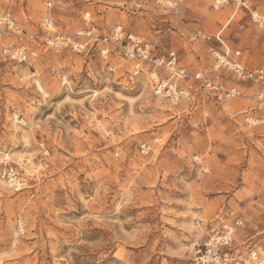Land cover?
Returning <instances> with one entry per match:
<instances>
[{
	"label": "rangeland",
	"instance_id": "1",
	"mask_svg": "<svg viewBox=\"0 0 264 264\" xmlns=\"http://www.w3.org/2000/svg\"><path fill=\"white\" fill-rule=\"evenodd\" d=\"M47 4L57 30L76 31L88 14L157 56L174 52L187 98L156 95L145 66L131 77L115 59L112 74L95 54L36 44L37 57L18 63L19 41L0 39V264H193L206 239L197 223L234 217L244 224L236 243L254 241L264 230V120L248 121L259 116L256 88L217 69L210 50L218 36L245 66L264 67V31L240 12L228 22L210 0H0L27 33L39 32ZM195 31L210 41H191ZM196 74L239 96L217 99Z\"/></svg>",
	"mask_w": 264,
	"mask_h": 264
},
{
	"label": "built area",
	"instance_id": "2",
	"mask_svg": "<svg viewBox=\"0 0 264 264\" xmlns=\"http://www.w3.org/2000/svg\"><path fill=\"white\" fill-rule=\"evenodd\" d=\"M215 11L232 8L234 12L246 14L251 23L260 31H264V0H210ZM51 5L47 4V13L42 20L39 32L27 33L18 26L9 11L0 7V39L12 37L19 41L11 52V56L18 63H29L37 57L35 49L29 44H36V48H44L56 52L68 50L79 56L88 57L97 55L102 68L108 73H115V59L129 63L131 77L142 73V67H147L148 76L153 84L154 93L170 102L176 103L187 98L185 91L177 88V82L187 78L184 68L177 65L174 52L166 56H157L151 45L133 34L122 30L115 25L110 29H103L95 25L88 14L82 17V27L74 32L57 30L50 14ZM22 39L28 45L21 44ZM210 37L201 31L192 32L191 41L208 43ZM216 40L221 48L211 49L210 54L215 67L229 72L235 79L248 82L256 88L252 102L254 111L259 116H251L249 122L264 120V68L250 70L241 61V51L230 50L217 36ZM163 72V75L159 74ZM194 80L201 86L213 91L217 99H232L238 97L235 88L225 90L201 74H196ZM149 147L142 145L140 153L146 155ZM13 181L17 170L7 166L4 169ZM233 216V212L230 213ZM196 230L205 228V242L194 253L193 264H264V230L257 232V238L247 244L238 245L235 233L238 228L244 227L243 221L234 218L232 223L214 221L205 225L197 223Z\"/></svg>",
	"mask_w": 264,
	"mask_h": 264
},
{
	"label": "crops",
	"instance_id": "3",
	"mask_svg": "<svg viewBox=\"0 0 264 264\" xmlns=\"http://www.w3.org/2000/svg\"><path fill=\"white\" fill-rule=\"evenodd\" d=\"M224 10L228 11L229 14H230V16H229V18H228V22H230V21L234 18V16L237 14V12H240V13L244 14V13L241 12V11L234 12V10H233L232 8H226V9H224ZM244 15H246V14H244ZM241 61H242L243 65L245 66L242 57H241ZM180 67H182V66H180ZM245 67H246L247 69H250V70H255V69L264 68V67L249 68V67H247V66H245ZM255 91H256V90H255ZM234 218H235V217H234ZM234 218L232 219V222H233ZM232 222H230V223H232Z\"/></svg>",
	"mask_w": 264,
	"mask_h": 264
}]
</instances>
